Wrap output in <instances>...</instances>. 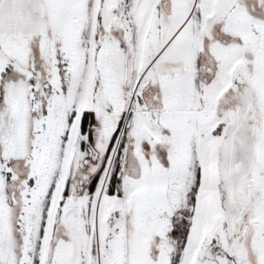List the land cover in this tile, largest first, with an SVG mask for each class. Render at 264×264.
I'll return each mask as SVG.
<instances>
[{
	"label": "snow or ice",
	"instance_id": "6c2138e0",
	"mask_svg": "<svg viewBox=\"0 0 264 264\" xmlns=\"http://www.w3.org/2000/svg\"><path fill=\"white\" fill-rule=\"evenodd\" d=\"M0 264H264V0H0Z\"/></svg>",
	"mask_w": 264,
	"mask_h": 264
}]
</instances>
